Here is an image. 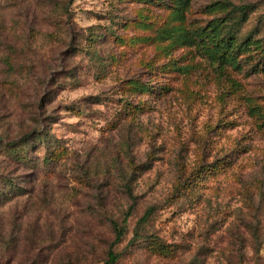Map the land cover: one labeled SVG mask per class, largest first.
Segmentation results:
<instances>
[{"label":"rangeland","instance_id":"374dc122","mask_svg":"<svg viewBox=\"0 0 264 264\" xmlns=\"http://www.w3.org/2000/svg\"><path fill=\"white\" fill-rule=\"evenodd\" d=\"M0 175V264H103L128 189L117 264H264V0H0Z\"/></svg>","mask_w":264,"mask_h":264},{"label":"trees","instance_id":"16d2710c","mask_svg":"<svg viewBox=\"0 0 264 264\" xmlns=\"http://www.w3.org/2000/svg\"><path fill=\"white\" fill-rule=\"evenodd\" d=\"M240 10H243V8L239 7ZM220 21V20H219ZM223 22L225 20H222ZM219 24L217 22L215 23L214 27L217 28ZM230 40H224L223 41H218V52L220 53V57L222 60H226L229 58L230 52L228 51L229 45H230ZM28 135H24L22 138L23 140L28 139ZM6 148L9 151H14L16 150V144L12 141L9 143L5 144ZM20 160H25L24 156L21 157ZM5 176L0 175V204L8 201L11 198V191H22V188L20 187H12V181L4 178ZM128 196L130 198L131 203L123 210V216L120 221H111V225L113 228L114 232V239L110 242V244L107 247L106 254H105V259L103 261V264H117L120 258V252L116 250L117 244L120 242L121 238L126 232V224L128 221V218L131 216L134 206H135V196L131 193L130 189H128ZM16 193H14L15 195ZM153 208H147L142 215V217L138 220V223L136 227L134 228L133 235L127 242L126 246H130L133 244V242L140 237V233L138 232V226L143 223L147 217L152 213Z\"/></svg>","mask_w":264,"mask_h":264}]
</instances>
